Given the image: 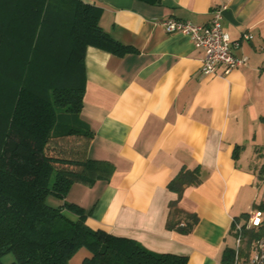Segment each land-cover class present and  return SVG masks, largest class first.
<instances>
[{
    "label": "crops",
    "instance_id": "obj_1",
    "mask_svg": "<svg viewBox=\"0 0 264 264\" xmlns=\"http://www.w3.org/2000/svg\"><path fill=\"white\" fill-rule=\"evenodd\" d=\"M86 2L101 10V29L135 51L86 48L80 119L93 132L87 156L113 171L92 187L73 185L66 198L89 213L92 229L186 257L187 264H222L223 251L236 248L234 220L243 223L264 188V0ZM220 5L223 31L239 42L232 52L247 61L203 75V50L161 23L207 25ZM197 167L202 183L186 188L178 207L198 222L189 234L168 230L178 196L167 185L182 168Z\"/></svg>",
    "mask_w": 264,
    "mask_h": 264
},
{
    "label": "trees",
    "instance_id": "obj_2",
    "mask_svg": "<svg viewBox=\"0 0 264 264\" xmlns=\"http://www.w3.org/2000/svg\"><path fill=\"white\" fill-rule=\"evenodd\" d=\"M100 16L86 0H0V264L9 253L12 264H70L82 249L81 264H187L186 257L156 254L92 229L89 213L66 201L73 185L92 187L113 171L87 156L93 132L80 119L85 51L124 56L135 50L106 34ZM201 183L198 167L182 168L168 183L178 196L170 204L168 230H193L198 217L182 211L178 200ZM49 195L62 203L48 205ZM253 209L264 212V203ZM240 217L243 223L234 220L232 230L241 245L238 252L226 248L222 264H235L236 256L246 262L250 243L264 238V221L247 229L249 215Z\"/></svg>",
    "mask_w": 264,
    "mask_h": 264
},
{
    "label": "built area",
    "instance_id": "obj_3",
    "mask_svg": "<svg viewBox=\"0 0 264 264\" xmlns=\"http://www.w3.org/2000/svg\"><path fill=\"white\" fill-rule=\"evenodd\" d=\"M225 5H220L212 10V17L207 25L198 26L187 21L166 19L162 27L168 34H184L188 36L195 48L203 50L201 59V73L211 75L219 69L226 74L246 64L245 57H237L232 49L239 46V42L232 43L228 33L222 29L223 12ZM252 36L244 34L242 40H251ZM262 222V212L253 210L248 217L246 228L259 227ZM241 245V238H236V252ZM235 264H264V238L256 239L250 243L249 254L246 262L236 256Z\"/></svg>",
    "mask_w": 264,
    "mask_h": 264
},
{
    "label": "rangeland",
    "instance_id": "obj_4",
    "mask_svg": "<svg viewBox=\"0 0 264 264\" xmlns=\"http://www.w3.org/2000/svg\"><path fill=\"white\" fill-rule=\"evenodd\" d=\"M77 191H75L74 195L77 196ZM262 194H264V188H262V190H260V195L259 198L257 200V203H260V199L262 198ZM71 198H66L67 202H70ZM47 203L48 205L52 206V207H57L59 204L62 203V201L56 199L55 197L49 195L47 198ZM264 213V212H262ZM233 240H235V237L233 236ZM235 244H234V248H235ZM86 251L85 250H79V252L74 256V258L71 261V264H77L78 261H80L81 257L84 255ZM1 262L2 264H12L14 262V258L13 255L11 253L4 255L1 258Z\"/></svg>",
    "mask_w": 264,
    "mask_h": 264
}]
</instances>
